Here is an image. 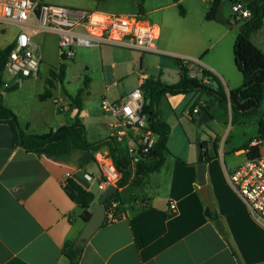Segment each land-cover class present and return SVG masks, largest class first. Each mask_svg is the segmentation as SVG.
Masks as SVG:
<instances>
[{
  "label": "crops",
  "instance_id": "0c3cea01",
  "mask_svg": "<svg viewBox=\"0 0 264 264\" xmlns=\"http://www.w3.org/2000/svg\"><path fill=\"white\" fill-rule=\"evenodd\" d=\"M146 14L141 12L142 16ZM153 24L159 28V42L160 24ZM167 36L173 41L179 37L175 33ZM156 47L160 56L174 63H158L151 68L139 52L111 45L75 47L74 51L83 48L94 52L101 64L112 59L110 66L120 78L113 85L130 82L129 88L113 102L125 99L132 90L141 87L151 78L150 71H154L153 76L162 84L177 83L180 72L175 58L199 61L202 70L225 84L226 93L242 82L233 74L231 63H207L180 49L171 50L165 41H160ZM108 89L104 90L100 101L106 99ZM56 91L52 89L49 99H38L49 107L39 111L33 121L27 120L21 125L17 117L26 133L44 135L78 116L89 143L110 136L113 122L110 115L91 111L84 100L81 110L77 111L70 106L67 97L59 96ZM163 98L169 102L175 119L160 103L161 120L170 127L162 168L146 176L140 186L127 185L119 189L122 217L103 225L91 236L82 247L78 264H264V227L251 217L226 182V171L243 162L244 145L255 138L257 132L240 138V142H230L233 136L228 131L233 132V127L226 126L227 121L230 124V112L225 115L219 109L221 114L218 116L214 110V117L199 134V141L205 143L203 151L211 157L204 164L205 185L212 207L220 216L217 226L204 214L206 203L200 193L199 151L191 138L193 132L189 130L188 135L183 132V136L174 137L175 128L185 118L190 122V117L198 120L190 114L193 104H209L211 99L200 93ZM54 99L59 100V106L54 105ZM213 105L216 104L213 102ZM98 106L100 108V102ZM141 136V130H129L123 141L124 156L135 158L127 149L136 151ZM97 152L73 151L56 157L26 153L12 144L9 127L0 123V264H66L63 245L76 241L84 221L81 209L68 198L64 186L70 179L92 193L95 202L99 201L103 191L98 188L101 177L94 161ZM170 204L175 206L173 213L169 210Z\"/></svg>",
  "mask_w": 264,
  "mask_h": 264
},
{
  "label": "trees",
  "instance_id": "16d2710c",
  "mask_svg": "<svg viewBox=\"0 0 264 264\" xmlns=\"http://www.w3.org/2000/svg\"><path fill=\"white\" fill-rule=\"evenodd\" d=\"M99 3L104 0H94ZM223 0H211V4L205 14L206 21H215ZM249 15L241 18L239 33L233 44V59L236 70L241 74L243 82L241 86L230 89L226 93L218 78L208 71H203L208 78L206 83L198 79L188 77L187 71L180 58H175L179 68L180 76L177 83L173 85L162 84L159 79L149 78L142 84V89L150 95V102L145 103L142 114L147 115L149 130L156 135L154 146L145 153H140L139 157L129 158L122 154L121 143L116 142L111 137L89 143L86 139L85 128L78 116H75L71 123L63 125L56 130H50L44 135L28 134L21 129L17 116L7 107L0 104V123L6 124L11 133L12 144L19 147L26 153L37 156L56 157L68 155L73 151L96 153L106 149L111 155L117 169L121 173V179L117 183V191L109 196L104 205L108 212L109 207L115 204V215H120L121 198L119 189L127 185L134 187L143 184L146 176L156 174L162 168L167 151V142L170 135V127L161 120L159 104L166 95L177 96L190 93H200L211 99V103L201 105L194 103L191 110L197 107L200 113H208L211 119L214 117V110L222 109L224 114L230 112V124L235 125L244 121L257 118L259 138H264V119L261 114V107L264 103V53L257 48L250 40L253 33L261 29L264 20V0H250L244 3ZM141 9V7H140ZM139 12V15H141ZM180 16L184 11L179 7ZM11 46L0 49V71L4 70L6 59ZM66 66L60 63L58 67L49 71V78L45 81L44 91L38 96L39 100L49 99L53 89V83H63ZM88 81H85V87ZM16 84L13 88H16ZM215 85V86H214ZM83 90L80 89L75 96H68L70 106L77 111L81 110L83 100ZM213 102L216 105H213ZM190 110V112H191ZM191 122L197 124L198 135L206 125H199L198 120ZM201 151L198 154V164H205L211 160L207 152H204V142H200ZM258 156V150L253 149L250 157ZM64 192L68 198L82 211L81 218L87 221L90 217L89 207L94 201V195L81 188L74 181L68 179L64 186ZM208 220L217 226L220 223V216L207 206L204 210ZM110 223L105 219V224ZM66 259V264H78L82 248H78L75 241L66 242L62 249ZM234 253V252H233ZM236 256V254L234 253Z\"/></svg>",
  "mask_w": 264,
  "mask_h": 264
},
{
  "label": "built area",
  "instance_id": "2783aa9c",
  "mask_svg": "<svg viewBox=\"0 0 264 264\" xmlns=\"http://www.w3.org/2000/svg\"><path fill=\"white\" fill-rule=\"evenodd\" d=\"M231 11L236 18L249 15L244 3L231 1ZM5 26L16 29L14 39L8 44V53L4 70L14 78L37 77L42 58L34 38L42 33H51L56 37L57 55L61 61H71L75 56V47H100L111 45L137 51L139 53H157L155 41L158 40L159 28L139 14H115L98 10H81L76 8L52 5L45 0H0V33ZM190 78L203 83L208 81L199 61L180 58ZM147 92L138 87L120 101H100L103 113L113 118L110 136L118 143L128 137L131 129L142 131L139 146L127 153L139 157L151 149L156 142L148 128V116L142 114L147 102ZM55 106L59 100L54 99ZM199 119L197 107L190 112ZM258 150V156L250 157L252 150ZM245 158L233 170L226 171V182L244 204L251 217L264 227V138L255 137L243 148ZM94 161L100 173L98 188L104 191L108 186H115L121 179L108 151H99ZM115 204L105 213V219L114 222L122 217L115 215ZM170 212H175L174 204L169 205Z\"/></svg>",
  "mask_w": 264,
  "mask_h": 264
},
{
  "label": "rangeland",
  "instance_id": "374dc122",
  "mask_svg": "<svg viewBox=\"0 0 264 264\" xmlns=\"http://www.w3.org/2000/svg\"><path fill=\"white\" fill-rule=\"evenodd\" d=\"M231 1L247 3L250 0H223L217 19L206 21L205 14L209 9L211 0H104L99 3L94 0H45L46 3L52 5L115 14L147 12L144 18L151 23L157 22L160 24V41L169 44L171 50L180 49L185 54L204 59L207 63H231L230 67L233 74L241 80L242 76L236 70L233 59V44L239 33L241 18L233 16ZM179 7L184 11L183 16L179 14ZM157 18H159V21ZM15 32L16 29L12 26L4 27L3 32L0 33V49L5 48L14 39ZM169 33H175L179 36L178 39L168 40L167 35ZM250 40L264 53V20L261 29L253 33ZM34 42L38 45V52L43 60L37 77L20 79L14 78L6 70L0 71V104L12 110L19 118L21 125L27 120L33 121L39 111L49 107L48 104L40 102L37 96L44 91L45 81L49 78V71L58 67L60 63L66 66L65 78L62 84L59 82L53 83V89L58 90L56 94L73 97L82 89L85 106L93 112L103 113L98 108V103L104 90L109 88L106 99L113 102L118 100L123 90L130 86L129 81L113 85L119 82L120 78L110 66L112 59H107L108 63L101 64L94 52L89 53L86 49L80 48L75 50L76 54L73 60L61 61L57 55V43L54 35L49 33L39 34L34 38ZM159 42L155 41V45ZM138 55L145 57L146 61L144 63L151 68L156 67L158 63H174L172 60L160 56L159 53H138ZM152 72L154 71H150V77L156 78ZM86 80L88 84L85 87ZM220 82L225 91V84L221 80ZM16 84H18L17 87L13 88ZM160 103L165 111L172 116V119H175V114L173 115L169 102L163 98ZM181 108L182 106L177 109V113H180ZM218 110L216 109L215 112L219 116L221 113ZM260 111L264 119V103ZM244 122V124L232 125L233 132L228 131L233 136L232 141L230 140L231 137L229 138L230 142H240V138H248L255 131L258 132L257 118ZM226 126L228 128L231 126L229 121H227ZM20 127L23 129L22 126ZM189 130L193 132L191 138L196 147V139L199 137L197 124L190 122L188 118L178 123L174 130V137L177 139L183 136V132L188 135ZM121 150L125 153L123 142L121 143ZM76 209L79 212L78 208Z\"/></svg>",
  "mask_w": 264,
  "mask_h": 264
},
{
  "label": "water",
  "instance_id": "95a60500",
  "mask_svg": "<svg viewBox=\"0 0 264 264\" xmlns=\"http://www.w3.org/2000/svg\"><path fill=\"white\" fill-rule=\"evenodd\" d=\"M147 103L150 102V95H146ZM211 117L208 113H201L199 117L198 124L205 125L208 120H210ZM196 147L197 150L200 152L201 151V144L199 141V138L196 139ZM197 175H198V181L201 185L200 188V193L206 203V206L212 210V204L210 201L209 193H208V188L205 185V165L204 164H199L197 166ZM117 191V187L115 186H108L100 195L99 201L95 202L93 201L92 204L89 207L90 211V217L87 221H84V226L82 228V231L78 235L75 244L78 248H82L86 242L91 238V236L100 228L104 225L105 223V213H106V208H105V201L106 199L111 196L113 193Z\"/></svg>",
  "mask_w": 264,
  "mask_h": 264
}]
</instances>
